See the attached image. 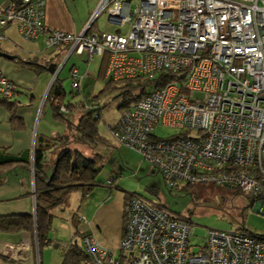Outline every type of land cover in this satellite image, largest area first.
<instances>
[{"label": "built area", "instance_id": "obj_1", "mask_svg": "<svg viewBox=\"0 0 264 264\" xmlns=\"http://www.w3.org/2000/svg\"><path fill=\"white\" fill-rule=\"evenodd\" d=\"M103 11L110 24H128L129 30L88 31ZM44 12L45 0L13 1L0 6V26L15 22L26 39L43 36L46 47L68 46L52 81L61 78L73 53L83 54L86 66L94 55L107 53L105 77L113 81L152 78L162 69L173 73L109 127L119 146L137 151L167 186L179 181L236 186L254 204L263 203L264 0H100L77 33L48 27ZM3 39L0 31V43ZM84 73L76 65L68 70L74 97ZM15 91L0 75V97ZM75 99L69 102L73 107L87 106ZM158 124L177 132L159 137L153 133ZM128 209L119 244L125 257L88 232L81 248L92 264H264L263 234L208 228L195 251L191 221L156 198L132 195ZM75 219L87 224L80 212ZM30 252L26 240L5 242L0 249L11 264H31ZM36 254L39 264L37 242Z\"/></svg>", "mask_w": 264, "mask_h": 264}, {"label": "crops", "instance_id": "obj_2", "mask_svg": "<svg viewBox=\"0 0 264 264\" xmlns=\"http://www.w3.org/2000/svg\"><path fill=\"white\" fill-rule=\"evenodd\" d=\"M13 1L15 0H0V6L5 7ZM99 1L45 0L43 22L52 29L80 32L85 28ZM102 13L106 14L105 11L100 14ZM100 14L94 20L91 31L103 32L96 23ZM107 26L108 30L105 31L124 33L119 26L110 24L108 17ZM0 31L4 35V39L0 43V50L12 56L8 58L0 55V75L5 76L16 85V91L9 98L16 103L14 111L8 110L0 103V162L11 159L19 160L0 164V215L31 213L34 216L35 189L32 168L34 148L38 144L44 145L47 159L49 153L55 152L54 148L50 147V143H54V138L68 134L66 124L54 117V108L51 102L46 99L53 75L47 68L51 64L56 63L58 66L62 63L67 49L61 45L46 47L43 36L35 39L24 38L15 22L0 26ZM18 35L23 39H20ZM84 58V55L81 58H74V56L69 58L63 68L62 78H67L69 68L74 65L82 71L84 70L83 77H85L87 66L83 61ZM83 77L80 80L81 86L84 85ZM65 98L66 91L63 102H65ZM12 114L15 119H12ZM79 117L80 115L75 117L77 119L70 118L73 122H77ZM116 145L118 144L116 143ZM54 159L55 157L52 155L51 164H45L47 172H49ZM139 167H141L140 163L136 167L137 171L140 169ZM136 170L134 172H137ZM113 171L111 170V172ZM119 174L121 172L115 173L116 179L113 183L109 181L110 175L105 182L98 180L97 185L87 190L82 187L72 188L63 202L52 209L51 230L47 235L48 242L42 246L40 264H54L52 252H47L46 256L45 248L51 250L54 245L67 248L75 238H78V242L81 244L82 236L88 232H93L99 242L115 251L119 258L125 257L119 244L126 225L124 218L125 196L131 192L124 185L126 180L119 178ZM76 212H80L85 217L87 224L81 222L74 224ZM77 229L78 233L76 234ZM22 240L30 243L31 264L36 263V236L29 232L0 233V249L5 242L17 243ZM0 260L3 262L2 264H9L1 257Z\"/></svg>", "mask_w": 264, "mask_h": 264}, {"label": "rangeland", "instance_id": "obj_3", "mask_svg": "<svg viewBox=\"0 0 264 264\" xmlns=\"http://www.w3.org/2000/svg\"><path fill=\"white\" fill-rule=\"evenodd\" d=\"M132 6H134L133 2ZM96 23L100 30H108L105 13L100 14ZM120 29L125 33L128 31L129 25L120 26ZM19 38L23 39L20 36ZM72 56L81 58L83 54L79 56L73 53ZM101 58L102 56L94 55L87 65V75L83 77L84 85H80L77 97L71 93L70 79L61 76L62 85L66 91L64 103L71 102L76 98L75 100L81 99L83 104L87 105L73 109L68 115L69 117L75 118L92 108L102 107L101 117L97 121V142L93 146L81 141H72L69 144L73 149L79 150L96 161V167L101 168L97 179L105 182L108 176L121 172L119 178L126 180L124 185L129 192L147 199L156 198L170 211L191 221L194 227V236H191L190 242L195 251L198 250V245L202 244L208 228L229 230L245 227L251 232L264 235V201L261 206L262 211L258 212L255 210V204L251 205L247 196L236 186L212 183L188 184L183 181H179L173 186H167L161 174L154 172L137 151L116 145L109 127L115 124L123 112L125 104L137 97L140 91L139 88L134 87L136 80L110 81L103 76L100 72ZM103 89H105L104 92ZM176 132L177 130L174 128L160 124L153 128V133L159 137H167ZM52 155L55 157V152L52 151L47 155L46 165L51 164ZM138 163L141 164V167L137 171ZM111 170L114 171L111 172ZM135 170L137 174H134ZM65 202L67 201L65 200ZM61 249L60 246L54 245L51 250L45 248L44 254L47 256V252H52V261L54 264H60ZM0 263L3 262L0 260Z\"/></svg>", "mask_w": 264, "mask_h": 264}, {"label": "trees", "instance_id": "obj_4", "mask_svg": "<svg viewBox=\"0 0 264 264\" xmlns=\"http://www.w3.org/2000/svg\"><path fill=\"white\" fill-rule=\"evenodd\" d=\"M92 24L89 26L88 31H91ZM67 48L68 46H64V49ZM107 59V53H103L100 67V72L103 76H105ZM56 66L57 64L54 63V67ZM172 79L173 73L163 69L159 70L152 78L137 76L132 79H122L128 81L136 80L134 87L139 88L140 91L137 97L132 99L131 102L125 104L123 111L142 98L150 89L162 87ZM102 91L104 92L105 89ZM64 95L65 90L62 86V79L56 77L51 83L46 99L51 102L54 108V117L66 124L68 134L55 137L54 143H50V147L54 148L56 156L49 172L45 169L46 147L38 144L34 148L32 168L35 189V215L33 216L31 213L0 215V233H18L26 231L36 236L39 264L41 260L42 246L48 242L47 235L51 230V222L53 218L52 209L63 202L67 193L72 188L82 187L87 190L90 187L97 185L99 183L97 175L101 170L100 167H96V161L94 159L85 156L77 149L71 148L69 144L72 141H81L93 146L97 142V121L101 117L100 110L102 107L96 109L92 108L82 113L78 121L73 122L68 115L75 108L70 103H64L62 101ZM51 96H53L55 100L65 104L68 108L66 114L59 111L58 105L55 101L50 99ZM95 97L97 98V96ZM0 103L12 112L16 108L15 101L6 97H0ZM12 119H15L14 114H12ZM17 161L19 160L14 161V159H11L9 161L0 162V164ZM115 179V175H111L110 183H113ZM241 192L244 193L243 191ZM132 195H135V193H128L125 196V229L129 218V199ZM245 195L249 199L248 195ZM250 203L252 205L254 204V201L250 200ZM73 221L74 224L78 222L75 219V215ZM236 229L243 232H251L245 227H239ZM77 233L78 229L76 230V234ZM61 250L62 259L60 264H92L87 254L82 250L78 238H75L74 241L70 242L67 248H62ZM0 257L9 262L1 255ZM9 264L11 263L9 262Z\"/></svg>", "mask_w": 264, "mask_h": 264}, {"label": "water", "instance_id": "obj_5", "mask_svg": "<svg viewBox=\"0 0 264 264\" xmlns=\"http://www.w3.org/2000/svg\"><path fill=\"white\" fill-rule=\"evenodd\" d=\"M0 55L5 56V57H8V58L12 57V56H10V55H8V54L2 52L1 50H0ZM47 70H48L49 72L53 73L54 70H55L54 65L51 64V65L47 68ZM261 203H262L261 201L255 203V210H256V211H258V207L261 205ZM258 212H259V211H258Z\"/></svg>", "mask_w": 264, "mask_h": 264}]
</instances>
